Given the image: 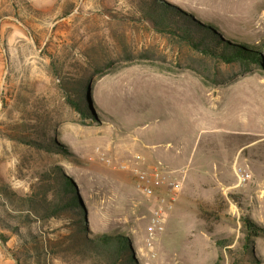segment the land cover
I'll return each instance as SVG.
<instances>
[{
  "label": "rangeland",
  "instance_id": "374dc122",
  "mask_svg": "<svg viewBox=\"0 0 264 264\" xmlns=\"http://www.w3.org/2000/svg\"><path fill=\"white\" fill-rule=\"evenodd\" d=\"M148 1L0 0V189L39 198L72 178L88 236H127L137 264H264V57L227 63L159 32ZM161 1L264 44V0ZM76 84L91 117L68 103ZM135 156L181 183L151 248ZM16 213L0 194V264H104L65 253L74 214Z\"/></svg>",
  "mask_w": 264,
  "mask_h": 264
},
{
  "label": "trees",
  "instance_id": "16d2710c",
  "mask_svg": "<svg viewBox=\"0 0 264 264\" xmlns=\"http://www.w3.org/2000/svg\"><path fill=\"white\" fill-rule=\"evenodd\" d=\"M142 9L145 17L150 20L157 31L174 33L216 59L227 63L238 62L248 66L261 64V59L264 57V44L231 43L224 39L212 24L193 18L192 13L181 10L169 2L150 0L145 2ZM175 12L181 14V16L177 15L182 19L181 22L174 16ZM78 85L76 84V86ZM87 88L88 85L76 87L77 98L68 99L71 107L86 118L91 117L89 113L92 111L87 100L82 97ZM93 118L95 117L93 116ZM0 194L4 195L11 208L17 212L11 215L13 218L29 219L33 214L45 219L64 213L74 214L75 232H72L68 237L69 246H65V253L71 251L74 255L81 257H97L104 264H137L131 242L127 236L109 234L88 236L85 205L72 178L63 174V181H58V187L47 186L39 198L18 197L6 185L1 187ZM244 223L249 231L256 227L255 223L248 218H244ZM0 239L3 243L6 242L5 236L1 233Z\"/></svg>",
  "mask_w": 264,
  "mask_h": 264
},
{
  "label": "built area",
  "instance_id": "2783aa9c",
  "mask_svg": "<svg viewBox=\"0 0 264 264\" xmlns=\"http://www.w3.org/2000/svg\"><path fill=\"white\" fill-rule=\"evenodd\" d=\"M132 171L136 177V183L145 196L149 205L150 214L146 225L145 243L151 248L157 235L164 230V222L168 212L173 209L181 183L172 176L171 171H167L161 166L145 168L144 158L135 156ZM235 173L238 179L236 186L246 183L251 174L242 167H236Z\"/></svg>",
  "mask_w": 264,
  "mask_h": 264
},
{
  "label": "crops",
  "instance_id": "0c3cea01",
  "mask_svg": "<svg viewBox=\"0 0 264 264\" xmlns=\"http://www.w3.org/2000/svg\"><path fill=\"white\" fill-rule=\"evenodd\" d=\"M236 156V155H235Z\"/></svg>",
  "mask_w": 264,
  "mask_h": 264
}]
</instances>
